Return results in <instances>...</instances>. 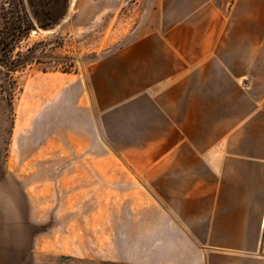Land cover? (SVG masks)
Returning <instances> with one entry per match:
<instances>
[{"label": "crops", "instance_id": "crops-1", "mask_svg": "<svg viewBox=\"0 0 264 264\" xmlns=\"http://www.w3.org/2000/svg\"><path fill=\"white\" fill-rule=\"evenodd\" d=\"M174 2L151 8L137 38L90 69L97 98L88 111L103 119L128 105L124 144L104 157L137 160L138 183L162 196L181 237L200 239V264H264V0ZM91 126L66 130L58 120V149L65 136L95 134ZM38 153L30 157H48ZM2 169L3 182L32 175L34 206L35 176L47 170ZM59 171L68 177L56 184L80 189L77 168Z\"/></svg>", "mask_w": 264, "mask_h": 264}, {"label": "rangeland", "instance_id": "rangeland-1", "mask_svg": "<svg viewBox=\"0 0 264 264\" xmlns=\"http://www.w3.org/2000/svg\"><path fill=\"white\" fill-rule=\"evenodd\" d=\"M170 1L25 0L32 28L12 56L28 63L16 71L0 64V264H200V239L181 237L162 196L138 183L137 160L104 157L106 146L124 144L128 105L114 104L117 113L103 119L88 111L97 98L90 69L131 44L151 8ZM58 120L66 130L91 124L95 134L65 136L60 150ZM37 151L48 157H30ZM8 166L47 170L35 176L34 206L26 195L32 175L3 182ZM73 167L80 189L56 184L68 177L59 170ZM42 243L58 254L38 251Z\"/></svg>", "mask_w": 264, "mask_h": 264}, {"label": "trees", "instance_id": "trees-1", "mask_svg": "<svg viewBox=\"0 0 264 264\" xmlns=\"http://www.w3.org/2000/svg\"><path fill=\"white\" fill-rule=\"evenodd\" d=\"M0 64L9 71L25 67L28 59L21 53L13 58L17 43L32 28V21L26 11L25 0H1Z\"/></svg>", "mask_w": 264, "mask_h": 264}]
</instances>
